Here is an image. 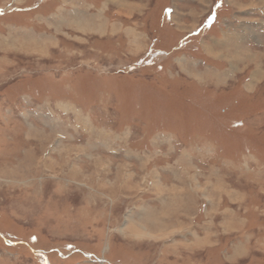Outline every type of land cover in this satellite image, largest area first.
<instances>
[{
    "label": "rangeland",
    "instance_id": "374dc122",
    "mask_svg": "<svg viewBox=\"0 0 264 264\" xmlns=\"http://www.w3.org/2000/svg\"><path fill=\"white\" fill-rule=\"evenodd\" d=\"M0 264H264V0H0Z\"/></svg>",
    "mask_w": 264,
    "mask_h": 264
},
{
    "label": "bare ground",
    "instance_id": "6f19581e",
    "mask_svg": "<svg viewBox=\"0 0 264 264\" xmlns=\"http://www.w3.org/2000/svg\"><path fill=\"white\" fill-rule=\"evenodd\" d=\"M156 184V183H155ZM143 219V218H142ZM193 237V236H192Z\"/></svg>",
    "mask_w": 264,
    "mask_h": 264
}]
</instances>
